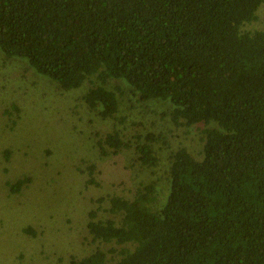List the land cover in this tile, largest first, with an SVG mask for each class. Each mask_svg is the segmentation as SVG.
Instances as JSON below:
<instances>
[{
  "label": "trees",
  "instance_id": "obj_1",
  "mask_svg": "<svg viewBox=\"0 0 264 264\" xmlns=\"http://www.w3.org/2000/svg\"><path fill=\"white\" fill-rule=\"evenodd\" d=\"M263 4L0 0L5 58L26 60L66 92L96 78L83 99L102 119H115L119 94L127 95L108 88L119 80L143 103H171L176 127H204L201 159L184 146L173 154L161 210L153 207L156 182L133 200L101 198L110 217L92 211L87 228L111 248L73 254L70 264H264V31L246 30ZM163 141L149 134L133 143L115 130L97 145L102 157L134 149L137 162L152 169L159 164L154 143ZM95 169L88 167L90 183H97ZM31 180L10 184V192ZM27 234L37 236L31 227Z\"/></svg>",
  "mask_w": 264,
  "mask_h": 264
},
{
  "label": "rangeland",
  "instance_id": "obj_2",
  "mask_svg": "<svg viewBox=\"0 0 264 264\" xmlns=\"http://www.w3.org/2000/svg\"><path fill=\"white\" fill-rule=\"evenodd\" d=\"M246 30L264 31V4ZM93 83L96 78L66 92L26 60L6 59L0 49V264H70L73 254L109 250L111 245L99 246L87 228L92 211L97 219L110 217L105 214L109 203L101 198L115 194L133 200L143 184L156 182L160 193L153 207L161 210L173 154L184 146L203 157L204 127H176L171 103H143L125 82L112 80L108 88L127 95L119 94L117 117L104 120L83 99ZM115 130L133 143L138 135L162 136L167 144L154 143L158 166L142 167L134 149L100 156L99 139ZM92 165L97 183H90ZM24 177L32 179L30 184L11 193L10 184ZM28 227L36 237L22 235Z\"/></svg>",
  "mask_w": 264,
  "mask_h": 264
}]
</instances>
